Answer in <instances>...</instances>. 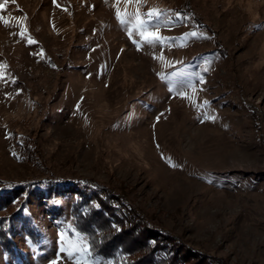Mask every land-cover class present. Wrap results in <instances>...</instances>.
<instances>
[{"label":"rangeland","instance_id":"obj_1","mask_svg":"<svg viewBox=\"0 0 264 264\" xmlns=\"http://www.w3.org/2000/svg\"><path fill=\"white\" fill-rule=\"evenodd\" d=\"M0 5V191L12 195L0 218L20 211L0 264L132 258L93 255L70 211L78 193L55 181L120 194L191 263L264 264V0ZM137 12L162 41L144 42Z\"/></svg>","mask_w":264,"mask_h":264},{"label":"trees","instance_id":"obj_2","mask_svg":"<svg viewBox=\"0 0 264 264\" xmlns=\"http://www.w3.org/2000/svg\"><path fill=\"white\" fill-rule=\"evenodd\" d=\"M49 185L60 186L62 191L74 190L78 193L70 211L74 227L87 235L89 250L93 255H102L114 262L119 255L121 259H124L123 255L132 257L124 261V264H223L220 259L204 257L202 254L194 260L195 263H191L197 254L188 245H184L179 236L150 224L120 194L109 190L101 193L99 183L65 181L61 184L55 181ZM81 185H87L89 190L85 193L79 187ZM11 197L10 191H0V206L8 204ZM19 212L13 211L11 216L0 218V244L3 251L12 256H15L17 247L9 236L11 217ZM14 221H20L23 230L36 237L28 219L17 216Z\"/></svg>","mask_w":264,"mask_h":264},{"label":"snow or ice","instance_id":"obj_3","mask_svg":"<svg viewBox=\"0 0 264 264\" xmlns=\"http://www.w3.org/2000/svg\"><path fill=\"white\" fill-rule=\"evenodd\" d=\"M2 7H3V5H0V8H2ZM159 14L160 13H159L158 9H153L150 12H148L146 15L151 19L153 17L158 18ZM129 15L130 14L127 13V12H125L123 15H121L119 9H117V17H118V19L121 20V23H125V17H127ZM135 19H136L137 24L139 25V27L141 29L139 34L144 39V42L152 44V43H156V42L162 41L164 39V38L159 37V36H157L155 34L145 35L144 25H145L146 21L142 20L140 18V14L138 12L135 14ZM0 20H3V17H0ZM3 22L5 23V25H8V23H9L7 20H3ZM191 35L195 36L196 33H191ZM29 42H33V41L30 40ZM173 166H175V165H173ZM69 256H71V253H69Z\"/></svg>","mask_w":264,"mask_h":264}]
</instances>
